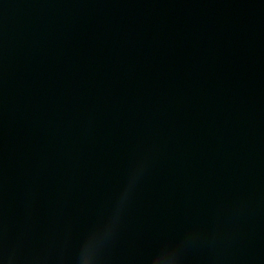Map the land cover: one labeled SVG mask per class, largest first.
Segmentation results:
<instances>
[{"label": "water", "instance_id": "1", "mask_svg": "<svg viewBox=\"0 0 264 264\" xmlns=\"http://www.w3.org/2000/svg\"><path fill=\"white\" fill-rule=\"evenodd\" d=\"M176 250L264 264V0H0V264Z\"/></svg>", "mask_w": 264, "mask_h": 264}, {"label": "clouds", "instance_id": "2", "mask_svg": "<svg viewBox=\"0 0 264 264\" xmlns=\"http://www.w3.org/2000/svg\"><path fill=\"white\" fill-rule=\"evenodd\" d=\"M132 187H133V183L129 181L128 184L125 186V188L122 190L120 196L118 197L116 204L113 208V212L111 216L108 218V220L106 221L110 231L114 228L115 224L118 222L120 214L124 207V203ZM173 259L175 261V264H178V261H179L178 250H176L173 253Z\"/></svg>", "mask_w": 264, "mask_h": 264}]
</instances>
